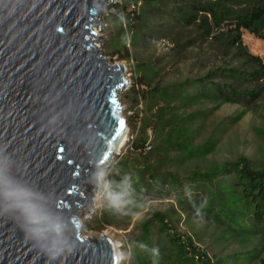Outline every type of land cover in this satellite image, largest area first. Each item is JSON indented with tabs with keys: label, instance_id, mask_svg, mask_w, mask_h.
<instances>
[{
	"label": "rangeland",
	"instance_id": "obj_1",
	"mask_svg": "<svg viewBox=\"0 0 264 264\" xmlns=\"http://www.w3.org/2000/svg\"><path fill=\"white\" fill-rule=\"evenodd\" d=\"M112 1L101 20L105 26L97 35L105 39L104 57L127 70L131 84L120 94V101L123 117H132L133 131L128 125L124 148L104 170L92 213L79 210L82 237L112 238L121 253L120 264H131L132 247L139 244L144 228L153 236L151 245L159 239L154 221L157 217L170 224L183 240L206 252L212 264H264V234L251 220L229 224L222 218L217 222L190 204L179 202L178 195L165 187L160 195L166 197L157 196L155 191L138 199L129 197L120 212L109 207L107 177L122 161L133 177L149 167L178 181L240 158L249 160L255 170L264 166V83L214 78V83L230 85L244 95V100L237 103L200 98L190 87L225 67L254 71V65L231 44L234 33L225 28L207 36L195 26L183 25L177 14L188 13L189 0H164L155 8L139 6L135 10L137 19L127 16L133 0ZM240 38L243 49L264 63V38L247 31L241 32ZM143 81L146 84L137 86ZM185 85L187 93L179 92L185 98L171 96L173 89ZM151 89H165L170 98L164 102L141 96ZM252 93L255 98L245 97ZM138 140L140 144L146 141L141 154L133 150ZM141 178L147 182L149 174ZM196 196L199 198V193ZM87 222L91 228L86 227Z\"/></svg>",
	"mask_w": 264,
	"mask_h": 264
},
{
	"label": "water",
	"instance_id": "obj_2",
	"mask_svg": "<svg viewBox=\"0 0 264 264\" xmlns=\"http://www.w3.org/2000/svg\"><path fill=\"white\" fill-rule=\"evenodd\" d=\"M112 3L0 0V153L72 229L75 251L55 264L121 261L108 236L82 237L79 211L92 213L93 173L112 165L130 132L120 101L127 70L110 64L97 35ZM0 264H50L11 214L0 213Z\"/></svg>",
	"mask_w": 264,
	"mask_h": 264
},
{
	"label": "trees",
	"instance_id": "obj_3",
	"mask_svg": "<svg viewBox=\"0 0 264 264\" xmlns=\"http://www.w3.org/2000/svg\"><path fill=\"white\" fill-rule=\"evenodd\" d=\"M164 0H133L128 18L137 19L136 8L159 7ZM189 10L185 15L177 14L183 25L195 26L205 35L210 36L214 31L225 28L232 33L231 44L242 51V55L254 65V71L243 72L232 68L218 69L207 75L197 83H192L200 98L214 99L237 103L244 100V95L234 90L230 85L214 83V78L224 79L231 83H264V63L247 53L243 47L240 33L247 31L256 38H264V0H189ZM146 84L141 82L137 86ZM187 85L173 89L171 96H178L179 92H186ZM137 92V91H136ZM141 96L150 99L168 101L170 94L162 90H149ZM255 94L245 95L249 99ZM132 127V117L127 118ZM136 123L134 124V126ZM140 140L133 145L135 153L141 154L146 144ZM210 150V149H208ZM208 152V151H206ZM145 155V154H143ZM132 170L122 161L118 168L107 177L109 193H125V201L129 197L134 199L155 191L157 196L166 197L162 193L165 187L182 203L190 204L191 208L199 211L205 217L220 222L224 218L229 224L241 223L245 219L251 220L264 234V166L261 170L253 169L252 163L240 158L235 162H226L217 170L211 172H194L189 177L178 181L170 174H158L152 168L138 171L137 177L132 176ZM149 174V180L144 182L141 176ZM127 178V180L125 179ZM199 193V198L196 194ZM158 227V240L152 244V234L144 228L140 242L132 247L131 264H212L207 253L194 247L190 241L183 240L173 230V227L163 219L155 218ZM85 226V225H84ZM87 228H91L86 223ZM155 250V252H154Z\"/></svg>",
	"mask_w": 264,
	"mask_h": 264
},
{
	"label": "clouds",
	"instance_id": "obj_4",
	"mask_svg": "<svg viewBox=\"0 0 264 264\" xmlns=\"http://www.w3.org/2000/svg\"><path fill=\"white\" fill-rule=\"evenodd\" d=\"M6 152L5 149L4 153H0V213L11 214L26 238L48 257L50 264H55L75 251V242L67 235L72 229L60 215L46 207L45 197L40 192L11 175L10 168L5 167V162L11 159ZM105 175L102 170L93 173V180L98 186L104 182ZM124 196L125 193H109V207L122 211Z\"/></svg>",
	"mask_w": 264,
	"mask_h": 264
},
{
	"label": "bare ground",
	"instance_id": "obj_5",
	"mask_svg": "<svg viewBox=\"0 0 264 264\" xmlns=\"http://www.w3.org/2000/svg\"><path fill=\"white\" fill-rule=\"evenodd\" d=\"M127 139V138H126ZM125 139V140H126ZM126 142V141H125ZM125 142H124V145H125ZM124 145H122V147H124ZM121 151V150H120ZM97 203H98V201H97ZM110 238V237H109ZM112 239V238H111ZM114 242V241H113ZM116 245V244H115ZM116 247H118L117 245H116ZM118 256H119V259L121 258V253H120V250H119V248H118Z\"/></svg>",
	"mask_w": 264,
	"mask_h": 264
},
{
	"label": "snow or ice",
	"instance_id": "obj_6",
	"mask_svg": "<svg viewBox=\"0 0 264 264\" xmlns=\"http://www.w3.org/2000/svg\"><path fill=\"white\" fill-rule=\"evenodd\" d=\"M120 123H121V126H123V122L121 121Z\"/></svg>",
	"mask_w": 264,
	"mask_h": 264
},
{
	"label": "flooded vegetation",
	"instance_id": "obj_7",
	"mask_svg": "<svg viewBox=\"0 0 264 264\" xmlns=\"http://www.w3.org/2000/svg\"><path fill=\"white\" fill-rule=\"evenodd\" d=\"M125 141H126V140H125ZM125 141H124V142H125ZM123 145H124V143H123Z\"/></svg>",
	"mask_w": 264,
	"mask_h": 264
},
{
	"label": "built area",
	"instance_id": "obj_8",
	"mask_svg": "<svg viewBox=\"0 0 264 264\" xmlns=\"http://www.w3.org/2000/svg\"><path fill=\"white\" fill-rule=\"evenodd\" d=\"M126 203V202H125Z\"/></svg>",
	"mask_w": 264,
	"mask_h": 264
}]
</instances>
